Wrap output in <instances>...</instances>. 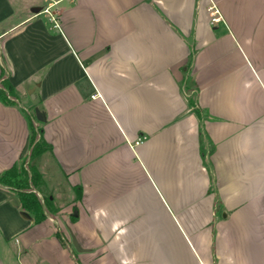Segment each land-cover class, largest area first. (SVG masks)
Returning <instances> with one entry per match:
<instances>
[{
	"label": "crops",
	"instance_id": "crops-1",
	"mask_svg": "<svg viewBox=\"0 0 264 264\" xmlns=\"http://www.w3.org/2000/svg\"><path fill=\"white\" fill-rule=\"evenodd\" d=\"M2 74L0 175L33 121L71 197L0 183V264H264V0H0Z\"/></svg>",
	"mask_w": 264,
	"mask_h": 264
},
{
	"label": "trees",
	"instance_id": "trees-1",
	"mask_svg": "<svg viewBox=\"0 0 264 264\" xmlns=\"http://www.w3.org/2000/svg\"><path fill=\"white\" fill-rule=\"evenodd\" d=\"M2 81L0 85V101L5 104H12V100L15 98V93L13 87L10 85L5 76L2 74ZM192 105L195 101L190 100ZM198 113V112H197ZM31 126V138L29 146L32 152V158L38 157L43 153L51 150V147L44 141L41 137L43 130L40 127L35 126L33 121L30 123ZM27 171L24 168L19 169L14 167L9 171H6L0 175V183L4 186L15 188L19 190V201L21 209L24 213L30 214L34 217L36 223L41 222L45 219L44 211L45 207H48L50 199L42 201L34 189L38 186V182L41 179L38 173H33V179L31 183L28 181ZM35 187V188H34ZM76 200H81L82 198V188L76 187Z\"/></svg>",
	"mask_w": 264,
	"mask_h": 264
},
{
	"label": "rangeland",
	"instance_id": "rangeland-1",
	"mask_svg": "<svg viewBox=\"0 0 264 264\" xmlns=\"http://www.w3.org/2000/svg\"><path fill=\"white\" fill-rule=\"evenodd\" d=\"M32 117L35 118L33 115ZM50 155L43 153L39 158L33 160L28 165L31 173H38L42 177V181L45 184L44 189L41 190L42 200L46 201L48 196H55L59 199L58 202L67 203L70 202L71 192L62 178L56 175L54 165L52 164ZM41 182V181H40ZM61 203H58L59 205Z\"/></svg>",
	"mask_w": 264,
	"mask_h": 264
},
{
	"label": "built area",
	"instance_id": "built-area-1",
	"mask_svg": "<svg viewBox=\"0 0 264 264\" xmlns=\"http://www.w3.org/2000/svg\"><path fill=\"white\" fill-rule=\"evenodd\" d=\"M209 13H210V17H211V23L212 25H217L218 23L222 22V16L219 12V10L217 9L216 6L212 5L210 8H209ZM145 140L144 137H140L136 142H135V145L138 146L140 145L141 143H143Z\"/></svg>",
	"mask_w": 264,
	"mask_h": 264
},
{
	"label": "water",
	"instance_id": "water-1",
	"mask_svg": "<svg viewBox=\"0 0 264 264\" xmlns=\"http://www.w3.org/2000/svg\"><path fill=\"white\" fill-rule=\"evenodd\" d=\"M35 114H36V118H37V120L39 122H44L45 121V117H44L43 113L39 109L35 110ZM27 149H28V146H26L24 153L27 151ZM5 193L13 200V202L15 203V205L17 207L20 206V201H19L18 197L13 192L5 191ZM24 214L26 216H28V214H26V213H24ZM74 243L77 246L76 242H74Z\"/></svg>",
	"mask_w": 264,
	"mask_h": 264
}]
</instances>
